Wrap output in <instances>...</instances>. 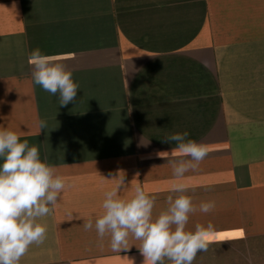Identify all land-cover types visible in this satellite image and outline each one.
Returning a JSON list of instances; mask_svg holds the SVG:
<instances>
[{"label":"crops","instance_id":"obj_1","mask_svg":"<svg viewBox=\"0 0 264 264\" xmlns=\"http://www.w3.org/2000/svg\"><path fill=\"white\" fill-rule=\"evenodd\" d=\"M264 239V0H0V264H229Z\"/></svg>","mask_w":264,"mask_h":264},{"label":"rangeland","instance_id":"obj_2","mask_svg":"<svg viewBox=\"0 0 264 264\" xmlns=\"http://www.w3.org/2000/svg\"><path fill=\"white\" fill-rule=\"evenodd\" d=\"M237 247L239 249L236 250L235 264H264V239H251L249 242L240 243ZM225 252L227 254L226 263L232 264L234 253L232 247H228Z\"/></svg>","mask_w":264,"mask_h":264}]
</instances>
